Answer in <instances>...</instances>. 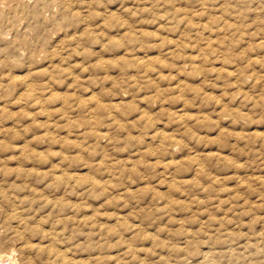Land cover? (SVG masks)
<instances>
[{
    "label": "rangeland",
    "instance_id": "374dc122",
    "mask_svg": "<svg viewBox=\"0 0 264 264\" xmlns=\"http://www.w3.org/2000/svg\"><path fill=\"white\" fill-rule=\"evenodd\" d=\"M263 224L264 0H0L6 264H264Z\"/></svg>",
    "mask_w": 264,
    "mask_h": 264
},
{
    "label": "bare ground",
    "instance_id": "6f19581e",
    "mask_svg": "<svg viewBox=\"0 0 264 264\" xmlns=\"http://www.w3.org/2000/svg\"><path fill=\"white\" fill-rule=\"evenodd\" d=\"M24 10V9H23ZM264 225V224H263ZM262 225V227H263ZM263 234V233H262ZM260 236V235H259ZM262 236V235H261ZM231 251V250H230ZM234 252V251H233ZM10 260V259H9ZM15 262V261H14ZM7 261H5L2 257H0V264H6Z\"/></svg>",
    "mask_w": 264,
    "mask_h": 264
}]
</instances>
